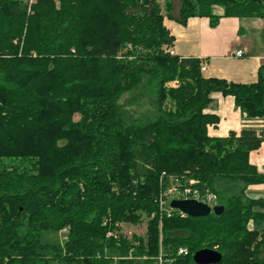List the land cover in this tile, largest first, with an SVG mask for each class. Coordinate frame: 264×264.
I'll return each instance as SVG.
<instances>
[{"label":"trees","instance_id":"trees-1","mask_svg":"<svg viewBox=\"0 0 264 264\" xmlns=\"http://www.w3.org/2000/svg\"><path fill=\"white\" fill-rule=\"evenodd\" d=\"M178 4L0 0V264H158L161 255L162 264H196L195 251L214 247L219 264H264V200L246 194L264 182L249 161L264 133L210 136L219 117L206 112L221 92L248 117L264 116V62L257 81L239 83L206 77L203 59L162 49L174 41L165 17L207 16L214 26V6L264 17V0ZM127 42L133 48L120 57ZM143 77L155 115L125 124L117 96ZM175 78L178 86H164ZM172 173L215 192L224 212L161 209ZM139 210L149 220L135 244L118 222L140 220Z\"/></svg>","mask_w":264,"mask_h":264},{"label":"crops","instance_id":"crops-1","mask_svg":"<svg viewBox=\"0 0 264 264\" xmlns=\"http://www.w3.org/2000/svg\"><path fill=\"white\" fill-rule=\"evenodd\" d=\"M223 8H215L219 15L216 25L207 16L189 17L186 23L165 17L164 24L174 36L170 48L181 57L203 59L206 77H216L232 82L252 83L258 80V71L264 62V17L225 16ZM243 50V55H236ZM214 101L206 112L216 114L218 123L207 126L210 136H239L243 129L264 133V116L248 117L236 105L232 95L213 93ZM249 161L264 175V141L249 153ZM246 194L264 200V182L251 184ZM264 210V205L261 208Z\"/></svg>","mask_w":264,"mask_h":264},{"label":"rangeland","instance_id":"rangeland-1","mask_svg":"<svg viewBox=\"0 0 264 264\" xmlns=\"http://www.w3.org/2000/svg\"><path fill=\"white\" fill-rule=\"evenodd\" d=\"M37 0H24V2L31 4L35 3ZM162 5L165 4L166 0H158ZM176 9L179 7V0H172ZM215 8L219 6H214ZM177 14V11H175ZM133 48L131 42H127L124 47L120 50V57ZM163 51L169 52L170 46L164 45L162 47ZM171 54V53H170ZM133 57H130L132 59ZM147 78L143 77L140 81H137L134 85L128 89L120 91L117 96V112L125 124H135V125H144L146 124L156 112V95L153 89L146 82ZM180 84L178 78L172 79L165 83L166 88L176 87ZM75 120L80 119V115L76 114L74 116ZM164 176V173L161 174ZM169 182L164 184L162 187L167 189L173 185L179 186L185 184L186 178L183 175L169 174ZM119 184V183H118ZM115 188V187H113ZM137 215L141 214L140 220L136 222L130 221H119L118 222V234L127 237L128 240L133 241L137 244V238L139 236H145L148 226V217L143 212L136 211ZM141 212V213H140ZM52 238L63 239L65 237L64 232H58L57 234H51ZM261 239V237H260Z\"/></svg>","mask_w":264,"mask_h":264},{"label":"water","instance_id":"water-1","mask_svg":"<svg viewBox=\"0 0 264 264\" xmlns=\"http://www.w3.org/2000/svg\"><path fill=\"white\" fill-rule=\"evenodd\" d=\"M169 206L191 217H206L211 214L221 215L225 210V206L222 204L210 206L197 199L173 198L169 201ZM223 257L222 252L213 248H201L195 251L192 256L196 264H219L222 262Z\"/></svg>","mask_w":264,"mask_h":264},{"label":"built area","instance_id":"built-area-1","mask_svg":"<svg viewBox=\"0 0 264 264\" xmlns=\"http://www.w3.org/2000/svg\"><path fill=\"white\" fill-rule=\"evenodd\" d=\"M169 52L171 54H174V51L170 48ZM243 50H237L236 55L241 56L243 55ZM202 71H205L207 69V64L205 61H203L201 66ZM197 181L194 179H190L188 184H181L179 186H171L167 189L163 188L161 190L160 196H159V205L161 209L166 208L169 206V201L173 198H179V199H197L201 202H204L210 206H214L215 204H218V196L215 192L210 190H203L199 187H196ZM170 207V206H169ZM171 208V207H170ZM180 213L184 216H187L185 213ZM213 249H216L214 247ZM179 254H188V250L186 248H180L178 251ZM162 255L158 258V264H162L163 262Z\"/></svg>","mask_w":264,"mask_h":264}]
</instances>
